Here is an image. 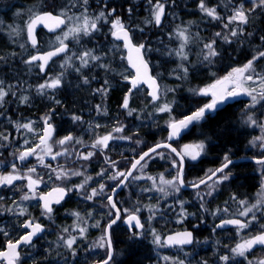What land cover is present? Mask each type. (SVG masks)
<instances>
[{
  "label": "trees",
  "instance_id": "obj_1",
  "mask_svg": "<svg viewBox=\"0 0 264 264\" xmlns=\"http://www.w3.org/2000/svg\"><path fill=\"white\" fill-rule=\"evenodd\" d=\"M63 1L64 0L60 1L61 4ZM164 1H166L167 4L165 8V17L161 26L157 27L153 23L147 25L144 22L147 9L149 12L147 18L150 17L151 19V8L147 7L148 4L152 6L155 0H152V4L149 3V0H129V29L132 39L137 45H145L147 49L144 53L145 57L149 64H151L152 72L156 75L161 87L160 98L157 103H151V99L147 95L146 89L143 87L131 91V115H129L128 118L124 114L120 103L124 93L119 86H116L117 78L114 79L116 76L113 77V74L109 73L110 71L104 73L99 71L98 75L96 73L90 74L87 72V74L84 75L89 78L90 89L97 90L106 88L108 84L113 85L112 89H107L106 93H101L100 99H98V95L84 97V92H80V90L86 89V87H83L81 84L79 85L81 89L75 88L76 91H74L73 88L70 90V85L68 83H63L62 89L56 91L54 96L50 99H46L48 95L47 97H40L36 95L35 92H37V89L34 90V87L41 84V79H43L44 76L39 70H31V64L25 63L22 67L21 64L23 63L12 62L9 58L5 59L9 53L5 50L8 48L5 39L4 43L0 40V44H2L0 45V57L5 56L3 57L5 59L4 62H0V80H2V82H4V84L17 96L12 100L7 99L3 107H0V111H4L3 115H6L5 120L8 122H0V133L4 132L8 138H12L13 140L15 134L13 126H15L17 122L24 124L31 120L41 119L49 115L51 123L58 125L60 131L67 128L73 129L74 135L79 136L88 126L93 127L95 123L94 120H103L107 110L116 108L118 123L124 126L122 135L129 137V142H111L108 147L109 155H116L117 159L129 157V166L126 165V170H128L133 159L139 157L145 149H149L148 147L151 145L154 146L157 143L167 141L168 118L179 120L207 104V98L197 94L194 90L202 89L226 75L232 69L244 66L249 60L256 56L259 51L264 50V40L261 39V37H264V10L259 8L250 14L249 23L247 25L240 26L243 27L244 34L240 36L238 40L237 38H232V43H225L223 40L215 37V33L218 31L227 33V29L223 28V23H226V18L231 14L232 7L237 4H244L245 8H249L252 6V0H231L230 3L228 0H206L208 6L217 7L218 13L225 18L224 21H213L211 18L205 16L199 9L200 0H161V2ZM125 2L126 0H116L115 2L120 15L121 12H123L122 16L124 20L126 19L127 13L125 10ZM226 4L227 7L225 6ZM60 8L61 6L56 8L55 12L57 13L60 11ZM178 26L187 28L188 34L190 35V42L185 48L188 54V60L186 61H181L175 55L180 45L178 39L175 40ZM230 27H237V25L233 24ZM168 33L171 34V36H169ZM249 33H251V35H249ZM41 37L42 40L47 38L44 34H41ZM211 39H217L216 46L220 55L215 58L213 64L209 65L207 62L202 61V50L203 44ZM42 40L39 46L40 50H42ZM118 52L119 54H115V56L123 57L124 51L121 48L118 49ZM169 53L172 54L169 55ZM24 54L25 53L22 55V60L26 61L28 54ZM122 62L124 61L122 60ZM257 62L259 67H261L260 65L264 66L263 57L257 60ZM181 64L188 67L186 76L180 67ZM73 74L71 73L69 75L71 81H78L80 75ZM178 76L183 78L178 79ZM105 81H107V84L104 83ZM72 85L73 84H71V86ZM163 94L168 95L172 107L168 112L156 113L155 109L161 104L160 100L163 98ZM19 96L29 97L27 101L22 102V104L17 107L19 112V114H17L13 112V109L14 105L17 104L16 102H20ZM34 98L36 99L34 100ZM57 101H59V103H57ZM105 105L106 108H103ZM97 106H100L99 110ZM247 106L248 105L245 107L246 113L244 112L242 127L240 126L238 113L234 112L232 107L226 106L215 114L206 115L203 119L192 123L183 132L179 140L171 142L179 151L180 147L185 144L197 142L204 144V154L198 162L186 161V183L197 182V180L199 181V177L204 178V176L206 177L209 175L218 165V161L219 163L225 161V159H223L224 155H255L258 153L262 144L260 141H256L254 145L253 141L256 137L264 136V134H261L264 133V130L258 129L261 122L262 124L264 122V101H261L255 108H249ZM71 113L80 116L81 120L73 121V115ZM168 113L171 114V117L167 116ZM247 115H252L258 125L245 123ZM0 120L2 121L3 118L0 117ZM109 129L110 127L99 129L96 136H102L108 133ZM61 135H64V132H62ZM16 138H21V131L16 133ZM91 138L92 137H84V140L82 139V143L80 144V148L87 147L85 145H89ZM13 142L11 141L10 144ZM14 147L15 145H12V150ZM158 152H164L168 157H164L163 160L160 161H152L149 167V173L158 175V173L165 171V169H169L171 160L176 161L179 165L178 160L168 150L162 149ZM0 155L11 154L8 149H4L0 152ZM96 159H98L96 160L98 162H92L90 165L91 168H94L93 172L96 171L95 167H102L105 164L100 158ZM99 160H101V162ZM124 160L125 159H121L120 161ZM136 172L137 170L132 177ZM242 174V172L240 173V171H237L236 175ZM94 178H96V175ZM249 178L250 176L248 177V181L253 183ZM76 181L78 182L76 183ZM79 183L80 175L78 176V180H72L73 186ZM137 189V187H130L129 185L130 211L140 209L139 206L148 201L147 195L145 193H138ZM221 193L222 195H220ZM191 195V191L182 192V196H185L186 199ZM213 195L210 201H219V199H223L222 191H218V193ZM69 200L72 214L73 211L75 212L80 208L81 203L79 202L80 200L76 199L74 193L70 195ZM91 207L95 209V204L93 202L91 203ZM164 216V210H161L153 215L150 221V219H145V213L140 211V217L144 219V229L141 232L129 233L124 226H114L113 229L116 230L118 237L114 240L115 256L111 264H180V262H183V264H222L223 262H221V255L219 253L220 250L232 248L237 242V239H234L232 236L227 237V239L223 234L216 233L218 235L216 238H213L215 234L209 231H197L199 236L196 234V242L198 241V243L195 242V245L191 248L170 249L167 248L163 242L158 245L154 242L153 233L156 235H163L165 231L168 232L173 229V224L168 225V227H162V219ZM195 216L198 220L203 219L199 210H197ZM71 223L72 219L70 218L69 224ZM150 225L153 231H147ZM97 226L98 225L92 227L90 230L88 241H90V239L94 240ZM85 240L86 239H81L76 241V245L74 244L73 246L76 253L74 256L70 253L71 251L64 255L61 253L57 254L56 252L52 253V263L94 264L106 258H104L101 250H90L89 253L92 252V254L87 253L90 243L88 244ZM227 240L229 244H227ZM59 242L60 240L54 232L53 247H56V244ZM79 243L80 245H78ZM201 243L202 245H200ZM85 244L87 246L84 249ZM260 251L261 253H258L257 257L264 256L263 249H260ZM251 258L253 257H241L237 260L231 259L228 264H249V261H251V264H256V262L252 263ZM49 259V255L46 254L44 256V263L49 264ZM41 262L42 260L39 258L38 264Z\"/></svg>",
  "mask_w": 264,
  "mask_h": 264
},
{
  "label": "snow or ice",
  "instance_id": "obj_2",
  "mask_svg": "<svg viewBox=\"0 0 264 264\" xmlns=\"http://www.w3.org/2000/svg\"><path fill=\"white\" fill-rule=\"evenodd\" d=\"M230 3L231 0H228ZM88 0H83V4L87 5ZM149 3L152 4V0H149ZM227 7V4L225 5ZM259 8L261 10H264V0H252V6L249 8H245L244 5L234 6L231 10V14L226 18V23H223V28L227 29V33L223 31H218L215 33V37L219 38L220 40H223L225 43H232V38H238L244 34L243 27H240L241 25H247L249 23V16L252 12L256 11V9ZM199 9L200 11L207 17L211 18L213 21H224V17H222L218 11L217 7L214 6H208L206 4V0H200L199 2ZM85 13L87 12V9L85 8ZM115 10L113 9L109 15H112ZM165 15V5L161 0H155V3L152 4V11H151V19L148 21V23H154L156 26H160L162 23V18ZM63 17V18H62ZM105 18V13L101 11L99 13V16L93 18H89L87 15H84L81 17H70L67 16L66 13L63 11L61 12L60 16H54L51 12H45L42 14H34V16L30 19V21L27 24V35L28 39L31 42L32 46L35 47L37 44V40L34 35V30L37 24L44 23L45 27H49V30H54L55 27H59L60 25H64L66 21L72 22L71 26L67 28V31L64 32L63 37H57V40L59 41V46L56 47L53 51H50L42 56H32L29 60L25 61L27 64H32L35 61H42L38 65L41 72L45 71V66L48 64V61L53 57L57 56L61 53L68 52V45L65 44V40H67L70 36L73 38L78 39L81 35L83 36H89L92 32L97 31V21L100 19ZM53 22L52 25H49L47 22ZM82 21V22H81ZM107 22V21H106ZM237 25V27H230L231 25ZM111 28L112 36L117 40H122L124 42V48L128 50V63L133 67L136 71L135 77L131 79V83L133 88H135L139 83L143 82L148 85V87L151 89L150 95L152 96L153 101L159 99V86L157 84L156 78L149 75L148 72V63L144 59V53L147 51L144 44L134 45L132 43V37L130 35V29L125 26V24L122 22V20L119 17H116L114 20L111 21ZM142 30V29H141ZM251 35V33H249ZM177 39L181 41L178 50H176L175 55L181 60L186 61L188 60V54L185 51V48L190 42V35L188 34V29L183 28L179 29L176 33ZM262 40H264V37H261ZM217 39H211L203 44V50H202V61L207 62L209 65L214 63V60L217 56L220 55V52L217 48ZM23 47V45H21ZM172 53H169L171 55ZM76 56L77 59L80 61V64L78 67H76V71H80L82 68H89L90 66L94 65L96 67L104 68L106 71L109 70L108 65L104 64L102 62V57L98 54H94L91 50H84L83 52L77 54L75 52L68 55L64 61V64L61 65V67H72L71 64L72 57ZM264 57V50L259 51L256 56H254L251 60H249L244 66L234 68L228 75L224 76L222 79H218L210 85L208 88L204 89H198L194 90L199 95H211L212 99L211 102L206 104L204 107H201L196 112H194L192 115L186 116L184 119H181L179 121H174L170 123L169 127L171 129L169 139H171L174 136H177L181 129L187 128L189 124H191L193 121H199L204 118L205 113L207 111H214L217 109L218 105L223 104L228 98L230 97H236L241 94L247 95L251 97L252 103L249 105L250 108H255V106L260 103L261 101H264V74L256 73V69L254 67L255 62L259 60L260 58ZM183 73L185 76L188 73V67L184 66L183 64L180 65ZM255 74V75H254ZM63 73H61V76ZM178 79L183 78L178 76ZM125 79H128V77H125ZM89 78L87 76L84 77L83 83L88 84ZM246 82H252V84L256 85V87H247ZM107 84V81H105ZM3 82L0 81V102H2L5 98V96L8 95V91L5 90V88L2 86ZM61 86V77L57 76L55 78H50L45 83H42L38 86L37 92L40 94H44V90L46 89H57ZM257 88L259 91H257ZM97 92L100 93H106L107 89H97ZM131 93V89L129 90V94ZM24 101H27L28 97L24 96L22 98ZM59 103V101H57ZM125 109H128L129 102H128V96L125 97L122 105ZM100 106H97L99 110ZM160 112H166L170 111V108L167 104L163 105L159 108ZM129 115H131V110L129 111ZM73 121H80L81 117L78 115H73L72 117ZM49 117L44 118L45 123V129L43 135L40 137V142L35 147L28 148L24 151H22L18 159L23 162L27 160L30 156H35L36 159L39 161L40 165L43 167L50 168L51 165H47L44 163V157L45 155L50 156L51 159L55 160L57 156L60 155H67L69 153L68 148H65V145H71L73 143H82L81 140L76 139L71 134L65 136L64 138L56 141L61 148L62 151L53 152L52 145L49 143V141L52 138V133L54 131L51 124L48 123ZM245 123H249L250 125H257V121L253 119L252 115H247V119ZM262 129H264V124L259 125ZM17 128H24L28 131H33L32 124L31 123H25V124H18ZM115 132H121L123 131L122 126H118L114 129ZM4 139H7V137H3ZM111 134L105 135L103 137H97L94 141V143L91 145L92 148H100L104 149L108 147V142L112 139H114ZM256 141H260L262 146H264V136L256 137L253 141V144L255 145ZM27 143V142H26ZM159 147H169L167 144L163 145H157L156 147L150 149L149 152L143 153L131 166V170L128 172L119 171L117 172L112 179L116 180L119 178H123L120 182L121 184L124 183L128 179V177L132 176V172L137 169V166L144 167L146 166L147 161L145 160L146 157L150 156L151 152H156V148ZM204 145H186L184 149V153L178 155H181V169H182V163H183V155H188L191 157V159L195 160L200 155V152L203 150ZM39 150V152H38ZM173 152H175V149H172ZM78 158L88 160L90 159L94 153L88 152L86 154H75ZM144 161V164H141V162ZM113 167H115V162H110ZM231 163L230 160H228L227 157H225V163L223 166L219 169H217L215 172H212V174L208 177V179H212L213 176H216L217 172H223L225 168L228 167V165ZM257 163L264 165V160H258ZM12 172L7 175H0V186H13L15 181L23 180L27 183L24 185V187L27 189V191L22 195L21 200L22 201H28L32 199H39L42 201V215H45L47 218L51 219V215L54 211L52 204H59L61 200L67 195V191L64 187L58 186L54 188L51 192H48L46 195H39L37 196V188L40 186L41 183H43V177L39 176L37 174V170L35 167L28 168L26 173H21L17 165L13 163L11 165ZM53 172H55V179L57 180H63L66 178H69L72 175L79 176L82 173L79 171H74L70 169H64L61 167L59 170L52 169ZM102 174V173H101ZM141 177L135 176L133 179H140ZM90 179V177H89ZM149 179H152L149 177ZM179 179V177H178ZM222 180H227L228 176L224 175ZM206 180H201L200 183H206ZM217 182H220L218 180ZM160 183L163 185H167L168 187H175L176 181L175 180H165L163 177L160 178ZM180 183L182 184L183 181L180 180ZM155 186V181H154ZM199 186V185H196ZM78 189H83L84 185L81 184L77 186ZM105 185L101 184L99 189H93L90 194L86 195V199H92L93 197H96L104 192ZM160 192H165V188L161 187L157 189ZM179 189L176 188V191ZM68 191H71L69 189ZM53 193H55V198L53 199ZM235 199V197H233ZM109 204L112 208H116L115 202H113L111 197H108ZM15 203V202H14ZM242 211L239 212L240 216L247 217L249 213H252L253 210H259L262 205H264V199L258 200L255 204H252L251 206H245L247 204L246 201H240ZM8 211L13 212L15 215L23 216L25 215L26 210L23 207H20V211L14 212L13 209H8ZM136 211H139V209H136ZM227 211V209H225ZM73 215L77 216L79 218L78 213H73ZM116 218H119V210H117ZM256 217L255 215L252 216V219L254 220ZM116 222V219H113L110 224L109 228L112 224ZM251 221L247 222H241L239 219H227L224 220L220 225H217V227H224L225 225H234L237 226L239 229H243L248 226V224ZM126 223L129 224L130 227L134 226L137 229H143L144 225L141 223L139 217L135 214L130 213L127 217ZM20 227L24 228L25 231L22 233L18 239L13 240L9 237V234L4 231V229H0V233H3L5 237H8L5 241V247L3 250H0V261L3 262V264H19L20 261V249L21 246H27L31 245L33 238L37 236L39 233L43 231V227L40 223H37L34 219H27L23 221L20 225ZM77 230V229H73ZM65 232L68 231V229H64ZM78 231L83 235V233L86 231L85 228L81 227L78 228ZM154 236V242L156 244L161 243V237L159 235H156L153 233ZM60 239L63 241V245L72 252V255H76L73 245L76 242V237L70 236L68 238H65L63 236L60 237ZM164 243L169 245H184V244H190L192 243V233L191 232H183V233H177L174 236L167 237V240L164 241ZM255 245H264V233H261L259 235H256L254 237H251L242 243H238L234 248H231L230 251L233 254V256H240L245 257V253L251 251V249ZM103 246V244H101ZM108 259L104 260L103 264H109V260H111V240H108ZM232 257L229 255H223L220 257V259L224 262V264H228ZM167 259V258H165ZM180 264H183V262H180ZM249 264H251V261H249ZM257 264H264V260H260L257 262Z\"/></svg>",
  "mask_w": 264,
  "mask_h": 264
},
{
  "label": "flooded vegetation",
  "instance_id": "obj_3",
  "mask_svg": "<svg viewBox=\"0 0 264 264\" xmlns=\"http://www.w3.org/2000/svg\"><path fill=\"white\" fill-rule=\"evenodd\" d=\"M17 1H20V3H24L25 1L31 2V4L33 5L35 14L51 12L55 15L60 16L61 12L59 11L57 13L55 12L56 8H58L59 6H61L62 11L66 13L67 16L71 15L75 11L85 10V9H82L85 6L83 4V0H64L62 4L61 2H59V0H22V1L21 0H0V15L2 14V15L7 16L9 15L7 14V12H11V11H14L15 9L21 8L22 5L21 4L18 5V3H16ZM36 1L37 2L39 1V2L37 4H34V2ZM115 2L116 0H88L86 9H89V10L95 9L99 5V7L101 6L104 7L105 10L109 11V10L115 9L116 11L113 13L114 15H107L105 16V18L100 20V23H98L99 25L97 26L98 28L97 31H94V33H91V35L84 36L83 39H80V43L82 45L84 46L99 45V46H104V47L113 46V45L122 46V44L117 42V40L112 36L111 34L112 32H110L111 21L114 20V16L117 17V12H118ZM125 3H126L125 10L127 11L126 19L124 20L123 16H120L119 12H118L119 13L118 15L120 19L122 20V22L125 24V26L129 28V0H126ZM102 10L103 9H99L98 11L101 12ZM2 21L3 20L0 17V22L3 23ZM68 25H69V22L66 21L65 27L53 34L47 33L44 29H39L37 31L38 44L37 46L33 47L34 54L45 51L44 49L42 50L39 49V46L42 40L41 34L42 35L44 34L47 37H54L58 35L59 33L63 32L67 28ZM26 31H27V28H26ZM73 42L75 41H68L65 43L69 47L68 52L70 51V48L72 47ZM124 60L126 64L127 74H129V66L127 65L125 56H124ZM54 62L55 61H52L49 64L47 68L49 70L45 71L46 74L40 71L38 67L39 63H34V65L37 66V69H39L40 73L44 76L43 78L44 81L45 79L46 81L49 79V76H50L49 73L52 69L51 64H53ZM43 80L41 82H43ZM126 84H128V86H126L128 87L126 92H128V100H129V80ZM60 89H62V83H61V86L55 89L54 92ZM125 90L126 89H124L123 93H125ZM47 95L48 97H53L52 94L50 95V92H47ZM93 95H97V94L96 93L94 94L93 89H90V90H86L83 96L92 97ZM226 106L232 107L234 112L238 111L237 113L239 115L240 126L242 127L244 112H245V107H246L244 97L234 101L233 103L227 104ZM226 106L225 105L222 106L217 111H219L220 109ZM216 112L212 114H215ZM212 114H209V115H212ZM51 125L54 131L52 133V138L50 141L53 142L56 139H58L59 136H62L61 133L64 131H60V130L57 131L56 127L58 126L54 123L53 124L51 123ZM108 133H112L111 129H109ZM261 134H264V133H261ZM85 146H88V145H85ZM89 152L94 153V155L90 159H96V158L103 159L105 163L104 166L106 168L108 167V170H105V171H109L111 169V173L114 172V175L119 171L127 172V170H124L121 167H124V165H126V163L129 160V157H122V158L117 159L116 155H107L105 152L100 150V148H95V149L92 148V150H90ZM83 154H86V152ZM8 156L10 155H0V175L9 174L11 172V168H12L11 165L13 163L17 165V168L21 173H26L28 168L35 167L37 170V174H39L40 176L45 175L46 177L51 174H55V172H53L52 169L59 170L61 167H65L66 165L65 163L58 162V159L61 155L57 156L55 160L51 159L50 156H46L44 158V163L47 165H51L50 168L41 166L39 161L30 160L29 157L27 158V160L23 162H21L18 159V157H16L14 160L9 161L8 163L5 164L4 161H6V158ZM210 156H213V155H210ZM107 157L109 159H107ZM225 157H227L228 160L230 161L238 160V159H243V160L231 163L223 172H221L213 180L215 181L216 179L221 178L224 175L228 176L227 180H224L222 183H220L219 185L220 188L218 187V189H220L223 192V199H221L220 201H209L208 202V205H207V208L209 209L207 211L208 216L207 214L205 215L202 212V210L198 208L197 205H194L193 207L189 206V212H192V217L190 219L184 220L181 223L176 222L175 224H173L172 226L173 229H171V231H168V232L165 231L164 234L162 235L163 244H164L165 236L173 232L191 231L193 233L194 243L196 242L195 235L197 234V231L198 232L199 231L201 232L209 231L210 233L215 234L213 235V238H216V236L220 233V234H223L226 238L232 236L234 239H237V242L234 246H236L242 239L247 240L251 237L264 233V219H262L264 215L261 216L260 215L261 213H259L255 209L253 210L252 213H249L247 217L239 215V212L243 210L239 203L240 201H246L247 204L245 206L247 207V206H251L252 204H255L258 200H262L261 198L262 196H264V189L262 188L263 181H264V165L255 163L250 160V159L264 158V146H262L258 150V153L255 155H224L223 159H225ZM121 159H125V160L120 161ZM199 160H196L195 162H198ZM112 161L115 162V167H113L112 164L110 163ZM224 163L225 161H222L220 163L218 161L217 163L218 165L213 171L221 167ZM213 171H211V173ZM237 171H240V173L242 172L243 174L236 175ZM101 172H102L101 170L99 171L96 170L95 172L93 171L90 172L89 170L88 173H85L84 171L83 175H86L87 177H85V180H88V177H92V175H96L97 177V175ZM249 176H250L249 179L253 183L248 181ZM121 180L122 178L113 180L112 177L104 181L99 179L97 180L98 182L96 184H94L93 186L91 184L89 186L90 189L86 190V188H83V190L85 191L81 190L80 192L78 191L77 193H74L76 199L80 200L79 202L81 203L80 208L76 210L75 212H77L78 214L82 213L80 216L88 217L89 221L92 220V222H96V223H106L107 222L108 224L116 216L115 211L109 204L108 197H110L112 191L118 186ZM26 183H27L26 181L19 180V181H15L13 186H0V229H4V231H6L9 234V237L15 240V239H18L22 233L27 231L24 228L20 227L21 223L27 219H34L37 223H40L43 227V231L33 238L31 245L21 246L19 264H30V262H32L33 259H36V258L39 259L41 257H44L46 254L49 256H52V253H55V252L57 254L67 253L66 251L67 248L63 245V241L60 239V237L63 236L65 238H68V231L64 233V229H68L69 221H70V213H71L70 200H69L71 193L70 191H68L69 190L68 188H66L63 185L45 186L43 183H41L40 186L37 188V196L46 195L50 190L58 186L64 187L67 191L66 197L59 204L52 205L54 211L51 215V219H49L45 215H42V201H40L38 198L28 200V201L21 200L22 195L27 191V189L24 187ZM128 183H129V179L124 184L123 188H121V190L115 196V200H114L115 204L119 208L120 213H121L120 219L117 224H123V222L125 221V219H127L129 215ZM193 183L195 184V182ZM193 183H190V184H193ZM101 184L105 185L103 193H101L100 195L96 197H93L90 200L85 198L86 195L90 194L93 189L98 190ZM208 184L202 186L199 189L204 188ZM197 190H193L192 192L194 193ZM106 193H109L108 196L106 195ZM233 197H235V199H233ZM92 202L95 204V209L91 207ZM9 205H11L12 208H9ZM20 207H23L26 210L25 215L23 216L15 215L13 214V212L8 211V209H13L14 212L18 213L20 211ZM261 208H264V205H262L260 209ZM219 209H222L224 211L217 213L215 222L214 220L210 221L209 214H212L213 212ZM225 209H227V211H225ZM197 210L200 211L203 217L202 220H198V218L195 216ZM253 215H255L256 217L254 220L252 219ZM227 219H239L241 220V222H247V221H251V222L248 224L247 227L243 229H239L238 227H230L225 230H217L216 225L219 222L227 220ZM184 229H187V230H184ZM54 232L57 234L58 239L60 240V242L56 244V247H53ZM241 236H243V238ZM7 238L8 237H5L3 233H0V250L4 249L5 241ZM60 244L62 246V252L59 249H57L58 247L57 245H60ZM227 244H229V242ZM173 248H185V247H170V249H173ZM230 249L231 248L220 250L219 253L221 256H223L224 254L228 253ZM260 249H263V252H264V247H260V248L251 250L249 252H246L245 257H256L258 253H261ZM0 264H3V262L0 261ZM31 264H33V262ZM39 264H45V263L42 260V262Z\"/></svg>",
  "mask_w": 264,
  "mask_h": 264
},
{
  "label": "rangeland",
  "instance_id": "obj_4",
  "mask_svg": "<svg viewBox=\"0 0 264 264\" xmlns=\"http://www.w3.org/2000/svg\"><path fill=\"white\" fill-rule=\"evenodd\" d=\"M60 1L61 0H59V2ZM16 3H18V5L21 4L22 5L21 8L15 9L14 11H11V13L7 12V14H10L8 16L0 15L1 19L3 20L2 22L5 21V24L0 23V31L2 32V33L0 32V40L2 42H5V39H7L6 40L7 41L6 44L8 46H11L10 49L9 48L5 49V50H7L9 52L8 56H6V57L5 56H1L0 57V62H4L5 59L9 58V59H11L12 62L23 63V64H21L22 67H23V65L25 64V61L22 60L23 59L22 58L23 53H25L24 55L28 54L27 55V60H29V57H31L34 54L33 53V51H34L33 47L27 41L26 28H27L28 22L30 21L32 16L35 14V12H34L33 5L29 1H25L24 3H20V1H17ZM37 3H38L37 1L34 2V4H37ZM163 3H164L165 8H166L167 7L166 1H164ZM239 5H244V4H237L235 6H239ZM101 7H99V5H98L95 9H91V10L87 9L86 13H85L84 10L75 11L69 16L70 17H74V18L75 17H81L82 18L84 15H87L89 18H93L94 19L95 17L99 16V13H100V11H98L99 9H103L102 11L105 13V16L109 15V13L112 11V10H109V11L105 10L104 7H102V8ZM85 8H87L86 5L82 9H85ZM147 8H151L150 12L152 11V6H149V4H148ZM147 10H146L147 15L145 16L146 18L144 19V22L147 25H149L150 23H148V21L150 20V17L147 18L148 14H149V12ZM59 12H62L61 8H60ZM122 13L123 12H121L120 16L123 15ZM112 15H114V14L112 13ZM2 17H4V18H2ZM117 17H119L118 12H117ZM115 18L116 17L114 16V19ZM4 19H6V20H4ZM100 20L97 21V26L99 25L98 23H100ZM71 23L72 22H69V25L67 26V28L69 26H71ZM2 24H3V26H1ZM24 26H25V28H24ZM67 28L63 32L59 33L58 35H56L54 37H47V38L43 39L42 40V46H41L42 49L48 50V49L57 47L59 45V41L57 40V37L59 36V37L62 38L64 32L67 31ZM179 29H183V28L181 26H178V30ZM112 31H113V29L111 28L110 32H112ZM92 33H94V32H92ZM168 35L171 36V34H169V33H168ZM83 38H84L83 35H81L78 39L73 38V37L70 36L67 40L64 41L65 43L68 42V41H75V42H73V45L70 48V51L68 52V54H66L64 57L60 58L59 60H56L52 64V69H51V72H50L51 75L49 73V75H50L49 79L50 78H55L57 76H60L62 84H63V82L64 83H68V84L69 83L73 84L72 86L70 84L69 85L74 89V91H76L75 90L76 87H77V89H81L79 87V85L82 84L83 87H86V89H81L80 92H82V91L85 92L86 90H90V86H89V83L88 84H84L83 83V79L85 77L84 75L87 74V72L90 73V74L91 73H96L98 75L99 71H102L104 73L106 70L104 68H99V67H96V66L92 65L89 68H82L78 72L75 69H76V67L79 66L80 61L77 59L76 56L72 57V60H71V64L73 65L72 67H68V66L61 67V65L64 64V61H65L66 57L68 55H70L71 53H73V52L79 54V53L83 52L86 49L87 50H91V51L94 52V54H98V55H100L102 57V62L104 61L103 63L108 65L109 69L111 68V66H112L111 64H113L114 58L116 57V59L114 61V64H113V67H112L114 72L111 69L107 70L106 72L110 71V73H112L113 76H115L116 72L119 73V76L116 73V77H115V79L117 78L116 79V81H117L116 82L117 83L116 86H119V88L122 89V91H124V89H126L125 93H124V96H123V99H122V103H121V106H122L125 97L128 96V92H126L127 88H128L126 86H128V84H126V83L128 82V80L130 81V78L133 76V73L131 71H129V74H127L126 64H125V60H124L125 54L123 55V57L115 56V54L118 53V49L121 48L123 50V47L121 45H113V46H105V47L104 46H99V45L84 46V45H82L80 43V39H83ZM13 40L15 41V43H13L14 42ZM175 40H177L176 36H175ZM178 41L181 43V41L179 39H178ZM21 45H23V47H21ZM102 50H104V51H102ZM3 57H5V59ZM122 60L124 62H122ZM263 61H264V57H263ZM258 65H259L258 62L256 61L255 65H254V67L256 69V73L264 74V66L260 65L261 67H259ZM31 66H32L31 70H33V69L34 70H39V69H37L36 65L31 64ZM114 67H116V68H114ZM55 68H57V69H55ZM71 71L73 73H75V74H80V78H79L78 81L73 82V81H71L69 79V74H71ZM61 73H63L62 76H61ZM226 75H228V73ZM226 75H224V76H226ZM224 76H222L219 79H222ZM125 77H128V79H125ZM42 83H45V81H43ZM213 83H215V82H213ZM212 84H210V85H212ZM210 85H208V86H206L204 88H208ZM2 86L5 88L6 91H8V95L5 96V98H4V100L2 102H0L1 103L0 107H3L5 101L8 99V96H10L9 97L10 100L13 98V96H16L15 93H13L5 84H2ZM129 86H130V84H129ZM246 86L247 87H256V85L252 84V82H246ZM36 88H38V86H36ZM112 88H113V85H111V84L106 85V89H112ZM204 88H202V89H204ZM70 90H71V88H70ZM129 90H130V87H129ZM54 91H55V89H46V90H44V95H42V94H40L38 92H36V95H39L40 97H42V96L43 97H47V95L45 96V94L47 92H50V95L52 94V96H54V94H55ZM257 91H259L258 88H257ZM93 93L94 94L96 93L98 95V99H100V96L102 95L100 92H97V91L95 92V90H93ZM163 95H164L163 98H161V100H160L161 104L158 107H156V109H155L156 113L160 112L159 108L162 107L165 104H167L170 109L172 107L171 103H170V98L168 97V95H165V94H163ZM202 96H204V95H202ZM23 97L19 98L20 99V103L17 102V104L14 105V109L13 110L17 114H19L17 107H19V105H21L22 102H24V100L22 99ZM204 97L207 98V100H208L207 103L211 102V99H212L211 95H207V96H204ZM243 97H244V100H245V105H248L247 107H249V105L252 103L251 97L247 96V95H244V94H243ZM48 98L50 99L51 97H48ZM159 98H160V96H159ZM128 102H129L128 109L123 108V106H122V109L124 111V114L129 118V111L131 110V107H130L131 106V95L130 94H129ZM151 103H157V102H153L151 100ZM103 108H106V105L103 106ZM0 110H1V108H0ZM3 113H4V111L3 112L0 111V117L3 118L2 121L0 120L1 123L7 122V120H5V116L3 115ZM116 113H117L116 108L111 109V110H107L106 114H104L105 117H104L103 120H99V121H98V119L94 120L95 123H94L93 127L88 126V128H85L83 130V132L79 136H75L74 135V130L73 129L67 128L65 130H62V131H64V135L59 136V138L56 139L53 142L52 141L49 142L52 145L53 152L55 153V152H58V151H62L61 146L58 143H56V141L60 140L61 138L65 137V136H67L69 134H71L73 137H75L76 139L81 140V141H82V139L84 140V137H87V138L88 137H92L91 141L89 142V145H92L97 137H103V136L109 135V134H111L115 138L108 142V147H109L110 143L114 142V141L124 142V140H125L124 143L129 142V137L122 135V133L124 131V126H122L121 124L119 125ZM167 116L171 117V114L168 113ZM45 117H50V116L46 115V116L42 117V119H41L42 122H41L40 119L31 120L30 122H26V123H31L32 124L33 131H31V132L28 131L27 129H24V128H19L18 129L17 125L21 124V123L17 122V124L15 126H13L14 130H15V134H14L13 140L16 138V133L20 132V131H21V138H16L14 140V142H16V143L13 142L12 138L11 139L8 138V136L5 135L4 132L0 133V152L3 151L6 148V149H8L10 151V154H11L10 156H8L6 158V161H4L5 164L8 163L9 161L14 160L16 157H18L19 154L22 151H24V150H26L28 148L35 147L37 144H39L40 137L43 135V131H44V128H45L44 127L45 126V123H44V118ZM105 119H107V120H105ZM174 121H176V120L175 119H171V118L167 119L168 128H169L170 123H172ZM195 122H197V121H193L192 123H195ZM48 123L51 124V121L48 120ZM261 124H262V122H261ZM263 124H264V122H263ZM118 126H122L123 127V131L115 132L114 129L116 127H118ZM108 127H110L112 133H106V134H104L102 136H96V134L99 132L98 129L108 128ZM56 128H57V131H58L59 127H56ZM187 128H184V129L186 130ZM258 129H262V128H260V126H259ZM3 137H7V139H4ZM11 141L13 142L12 144H10ZM1 144H2V147H1ZM80 144L81 143H73L71 145H65L64 147L68 148L69 153L67 155H61L59 157V159H58L59 163H65L66 164L65 167H63L64 169H70V170L79 171V172L82 173L80 175V183H79V185L83 184L84 185L83 188H86V190H87V189H90L89 186L91 184L92 185L96 184L98 182L97 180L100 179V180L104 181V180H107L108 178L114 176V172L111 173V169L109 171H105V170H108V167L106 168L105 166H102L103 168L102 167H95L97 171L101 170L102 174L99 173L96 178H94L95 175H92V177H90V179L88 177V180H85V177H87V176L83 175V172L85 171V173H88L89 170H90V172L93 171L94 168H91L90 165H91L92 162H95L98 159L84 160V159H80V158L76 157L77 155H75V154H77V152H79L82 155L83 153H85V152L87 153L90 150H92V147L89 146V145L87 147H85V148H82V147L80 148ZM199 144H203V143L197 142V143L182 145L180 147V151L183 154L186 145L195 146V145H199ZM12 145H15L13 150H12ZM107 148L100 149V150H102L107 155H109V149L107 150ZM38 152H39V150H38ZM203 154H204V147H203V150L200 152V155L195 160L191 159V157L188 156V155H183V156H184L186 161L195 162L196 160H199L203 156ZM46 156L47 155H45V157ZM164 157H168L164 152H156V153L152 154L150 157H148L146 159V161H147L146 166H144L142 168H141V166H139L136 169L137 172L135 173V175L133 177L139 176L141 178L140 179H133V177L131 176V178H130L131 180L129 179L130 183H128V187H129V185H130V187L131 186L137 187L138 188L137 189L138 193H145L147 195V199H148V201L144 202L141 206H139L140 207L139 211H136V210L130 211L129 210V214L130 213L136 214L137 216L140 217V211H143L145 213V219H150V221H151L152 218H153V215H155L156 213H158L161 210H164V214L165 215L166 214H170V215H166L162 219V225H163L162 227L163 228L164 227H168V225H170V222H171V224H175L176 222L177 223H181V222H183L186 219H190L192 217V212H189V206L193 207L194 205H197L198 208L201 209L202 212L205 215L207 214V216H208V212H207L209 210L207 208L208 202L211 200V196L213 194H216L218 191L221 192V190L218 189V187H219L220 183H222L224 181V180L221 179L223 176L221 178H218L215 181L209 183L204 188L195 191L194 193L191 191L192 195L189 198L186 199L185 196H182V192H184V190L181 189V187H180V185L178 183L179 165H178V163L176 161L170 159L171 160L170 161L171 162L170 163V168L169 169H165V171H163L161 173H158V175L149 173V167L152 164L151 162L154 161V160H156V161L163 160ZM29 159L33 160V161H38L35 156H31V157H29ZM107 159H109V158L107 157ZM92 160H94V161H92ZM101 160L103 161V159H101ZM101 160H99V161L101 162ZM96 162H98V161H96ZM142 164H144V161H143ZM126 165L129 166V162H127ZM126 165L124 167H121V168L126 170ZM11 172H12V168H11ZM42 177H43V181H44L43 184L45 186L63 185L66 188L71 189V191H70L71 194L72 193H77L78 191L80 192L81 190H83V189H78L77 186H79V185H74V186L72 185V180H78V176H75V175H72L69 178H66V179H63V180L55 179V174H51V175H49L47 177L44 175ZM149 177H151L152 179H149ZM161 177H163V179H165V180H175L176 181V186L175 187H168L167 185L161 184L160 183V178ZM218 180H220V182H217ZM154 181H155V186H154ZM77 182L78 181H76V183ZM191 183H193V182H191ZM161 187L165 188V192H160V191L157 190L158 188H161ZM176 188H178L179 190L176 191ZM262 188L264 189V181H263ZM83 191H85V190H83ZM128 191H129V189H128ZM108 194L109 193H106L107 196H108ZM107 196H106V198H107ZM261 199H264V196H262ZM9 208H12V206L9 205ZM222 211H224V210L219 209V210H216L215 212H213L212 214H209L210 215V218H209L210 221L214 220V222H215L216 221L215 218H216L217 213L218 212H222ZM257 211L259 213H261L260 214L261 216L264 215V208H261V209H259ZM74 213H77V212H74ZM81 214L82 213L79 214V218H78L77 216L73 215V213L72 214L70 213V218L72 219V223L69 224V226H68V237L74 236V237H76V241L81 240V239H86L85 241L90 243V247H91V249H90V247L88 246L89 249H88L87 253H89L90 250L93 251V249H94V251L95 250L96 251H100L101 250L103 252L104 258L107 257L106 255H108V248H107L108 246H107L106 243H104V241H106L105 228H106L107 222H106V224L105 223L104 224H102V223H97L96 224V222L93 223L92 220L89 221L88 217H83V216L81 217L80 216ZM220 214H218V215H220ZM140 219H141V221L143 223L144 219H142L141 217H140ZM262 219H264V217ZM96 225H98L97 226V232H96L95 237H94V240H96V241H94V240L88 241V238H89L88 235L90 233V230L92 229V227H94ZM116 226H122V225L121 224H117ZM81 227L86 229V231L83 233V235H81V233L78 231V228H81ZM73 229H77V230H73ZM93 229H95V228H93ZM143 229H144V227H143ZM142 230H140V232ZM148 230L153 231L152 228H151V225L148 226L147 231ZM136 231L137 230H134V232H136ZM137 232H139V231H137ZM64 233H65V231H64ZM111 234H112L111 237L113 239V244H114V240L118 237V234H116V230L115 229L111 230ZM159 236L161 237V242H162V235L159 234ZM241 237L243 238V236H241ZM97 240H98V242H97ZM243 241H245V239H242L239 243H242ZM101 244H103V246H101ZM57 246H58L57 249H59L62 252L61 244L57 245ZM92 246H94V247H92ZM66 251L69 253L68 249H66ZM89 254H92V252L89 253ZM62 255H64V254H62ZM224 255H229L230 257H232L231 259H233V260H237L238 258H241L240 256H233V254L231 253L230 250H229L228 253H226ZM114 256H115V248H114L113 258H114ZM49 258H50L49 259V261H50L49 264H53L52 263L53 262L52 261L53 260V256H49ZM41 260L44 261V257H41ZM62 260H63V258H62ZM251 260H252V263L256 262V264H257L258 261L264 260V256L263 257H259V258L256 256V257L251 258ZM32 262H33V264H38V259L37 258L33 259ZM32 262H30V264ZM97 262H100V261H97Z\"/></svg>",
  "mask_w": 264,
  "mask_h": 264
},
{
  "label": "water",
  "instance_id": "obj_5",
  "mask_svg": "<svg viewBox=\"0 0 264 264\" xmlns=\"http://www.w3.org/2000/svg\"><path fill=\"white\" fill-rule=\"evenodd\" d=\"M53 14V13H52ZM54 16H58V15H55V14H53ZM164 17H165V15H164ZM164 17L162 18V22H163V19H164ZM63 18V17H62ZM49 25H52L53 24V22H51V21H49V22H47ZM162 24V23H161ZM161 26V25H160ZM160 26H157V27H160ZM65 27V24L64 25H60L59 27H55L54 28V30H49V27H45V24L44 23H40V24H37L36 25V27H35V30H34V35H35V38H36V40H37V44H38V38H37V31L39 30V29H44L47 33H49V34H53V33H56V32H58L59 30H61V29H63ZM130 35H131V33H130ZM132 37V36H131ZM27 38H28V35H27ZM117 40V39H116ZM28 42H29V44H31V42L29 41V39H28ZM117 42H119V43H121L122 44V46H123V49H124V52H125V58H126V62H127V65L129 66V70L133 73V76L130 78V81H129V84H130V88H131V90L132 91H134V90H136V89H138V88H145L146 89V91H147V94H148V96H149V98L153 101V99H152V96L150 95V92H151V89L148 87V85L146 84V83H143V82H141V83H139L135 88H133V86H132V83H131V79L133 78V77H135V75H136V71H135V69L133 68V67H131V65L128 63V59H127V57H128V55H129V53H128V50L127 49H125L124 48V42L122 41V40H117ZM132 43L134 44V45H137V44H135L134 43V41H133V39H132ZM37 44H36V46H37ZM32 45V44H31ZM56 48V47H55ZM55 48H52V49H49V50H47V51H44V52H39V53H36V54H34V55H32V56H42V55H45L46 53H48V52H50V51H53ZM68 50H69V47H68ZM65 54H67V52L66 53H61V54H59V55H57V56H53L49 61H48V64L45 66V71H46V69H47V67L49 66V64L52 62V61H54V60H56L57 58H59V57H61V56H63V55H65ZM31 56V57H32ZM30 57V58H31ZM29 58V59H30ZM144 59H145V61L148 63V72H149V75H151L152 77H154V78H156V80H157V84H158V86H159V93H160V84H159V81H158V79H157V77L153 74V72H152V68H151V66H150V64H149V62L147 61V59H146V57H145V54H144ZM33 63H42V61H35V62H33ZM45 71L44 72H42V73H45ZM240 98H243V94H241V95H239V96H236V97H230V98H228L223 104H221V105H218L217 106V109L216 110H214V111H207L206 113H205V116L206 115H209V114H212V113H214V112H216L219 108H221L222 106H224V105H227V104H230V103H233L234 101H236V100H238V99H240ZM158 100H155V101H153V102H157ZM204 107V106H203ZM194 112H196V111H194ZM193 112V113H194ZM193 113H191V114H189V115H192ZM189 115H186V116H189ZM186 116H184L183 118H181V119H184ZM181 119H179V120H181ZM179 120H177V121H179ZM190 125V124H189ZM188 125V126H189ZM45 129V128H44ZM170 132H171V129H170V127L168 128V138H167V141H165V142H161V143H157V144H155L154 146H152V147H150L149 149H147V150H145L143 153H145V152H149L150 151V149H152V148H154V147H156L158 144L159 145H163V144H167V145H169V147H159V148H156V152H158V151H160V150H162V149H166V150H168L171 154H173V156L178 160V162H179V172H178V177H179V179H178V183H179V185H180V187H181V189L182 190H184V191H193V190H197V189H199V188H201L202 186H204V185H206V184H208V183H210L211 181H213L221 172H217V174H216V176H213L212 177V179H208V177L212 174H210V175H208V176H206L205 178H203L202 180H206L207 182L206 183H200V181L199 182H197V183H195V184H188V183H186L185 182V169H186V160H185V158H184V156H183V163H182V169H181V164H180V161H181V155H178L177 153H180V154H182L174 145H172V143L171 142H173V141H177V140H179L180 139V137L182 136V134H183V132H184V128L183 129H181L180 130V132H179V134L177 135V136H174V137H172L171 139H169V135H170ZM43 133H44V131H43ZM172 149H175L176 151L175 152H173L172 151ZM156 152H151L150 153V156L152 155V154H154V153H156ZM142 153V154H143ZM141 154V155H142ZM140 155V156H141ZM139 156V157H140ZM149 156V157H150ZM139 157H137V158H135V159H133V161H132V163H131V165H130V167H129V169L127 170V172L128 171H130L131 170V166H132V164L139 158ZM148 157H146L145 158V160L147 159ZM241 160H243V159H238V160H231V163H233V162H238V161H241ZM251 161H253V162H255V163H257V161L258 160H264V158H262V159H250ZM143 163V161L141 162V164ZM230 163V164H231ZM229 164V165H230ZM228 165V166H229ZM223 166V165H222ZM221 166V167H222ZM139 167V165L137 166V168ZM221 167H219V168H221ZM219 168H217V169H219ZM216 169V170H217ZM226 169V168H225ZM224 169V170H225ZM215 170V171H216ZM215 171H213V172H215ZM135 172V170L132 172V175H133V173ZM131 177H128V179H130ZM123 179V178H122ZM127 179V180H128ZM127 180L126 181H124V183L123 184H121V182L118 184V186L112 191V193H111V195H110V197L112 198V200H113V202H115L114 200H115V196H116V194L121 190V188H123V186H124V184L127 182ZM180 180H182L183 181V183L181 184L180 183ZM196 185H199V186H196ZM53 190V189H52ZM52 190H50L49 192H51ZM55 193H53V199L55 198ZM65 197H66V195H65ZM64 197V198H65ZM63 198V199H64ZM62 201V200H61ZM53 204H55V203H53ZM52 204V205H53ZM113 210L115 211V214L117 213V210H119V208L116 206V208L114 209L113 208ZM120 210H119V218L117 219L116 218V216L113 218V219H116V222L114 223V224H112L111 225V227L109 228V224H110V222L113 220H111L108 224H107V226H106V228H105V237H106V242H107V246H108V240L110 239L111 240V257L113 258V255H114V248H113V242H112V238H111V229H112V227L113 226H115L117 223H118V221H119V219H120ZM136 215V214H135ZM139 217V216H138ZM140 219V218H139ZM126 220L127 219H125V221L123 222V225L129 230V232H133L134 230H137V231H140V230H142V229H137V228H135L134 226H132V227H130L129 226V224L128 223H126ZM141 221V220H140ZM223 221H221V222H219L217 225H220L221 223H222ZM142 223V222H141ZM217 225H216V228H217V230H225V229H227V228H230V227H237V226H234V225H225L224 227H217ZM184 232H191V231H184ZM177 233H183V232H173V233H170V234H168V235H166L165 236V238H164V241H166L167 240V237H169V236H174V235H176ZM192 233V232H191ZM194 244V237H193V233H192V243H190V244H184V245H169V244H166L165 243V245L167 246V247H185V248H190L192 245ZM260 247H264V245H255L251 250H254V249H257V248H260ZM108 253H109V248H108ZM112 258H111V260H112ZM106 259H108V255H107V257H106ZM105 259V260H106ZM111 260H109V263L111 262ZM103 262H104V260L103 261H100V262H97V263H95V264H103Z\"/></svg>",
  "mask_w": 264,
  "mask_h": 264
},
{
  "label": "bare ground",
  "instance_id": "obj_6",
  "mask_svg": "<svg viewBox=\"0 0 264 264\" xmlns=\"http://www.w3.org/2000/svg\"><path fill=\"white\" fill-rule=\"evenodd\" d=\"M22 1V0H21ZM121 1H123V0H121ZM102 8V7H101ZM9 13V12H8ZM11 13V12H10ZM2 15V14H1ZM10 15V14H9ZM8 16V15H7ZM2 18H4V17H2ZM7 18V17H6ZM4 20H6V19H4ZM7 22V21H6ZM1 23V22H0ZM3 23H5V21L3 22ZM18 23V22H17ZM24 24V23H23ZM20 25V24H19ZM1 26H3V24L1 25ZM17 26V25H16ZM23 26V25H22ZM4 28V27H3ZM22 28V27H21ZM20 28V29H21ZM24 28H25V26H24ZM22 30V29H21ZM25 30V29H24ZM1 32V31H0ZM2 33V32H1ZM7 40V39H6ZM14 41V40H13ZM2 43V42H1ZM4 43V42H3ZM13 43H15V41L13 42ZM0 45H2V44H0ZM11 48V46H8V48ZM7 48V49H8ZM9 48V49H10ZM108 48V47H107ZM105 49V48H104ZM13 50V49H12ZM11 50V51H12ZM102 51H104V50H102ZM120 52V51H119ZM119 52L117 53V55L119 54ZM33 53H34V51H33ZM79 53V52H78ZM105 53V52H104ZM123 54V53H122ZM106 55V54H105ZM115 59H116V57L114 58V61H115ZM118 59V58H117ZM114 61H113V64H114ZM104 62V61H103ZM112 63V62H111ZM113 64H111L112 66H111V70L114 72V70L112 69V67H113ZM52 65V64H51ZM151 65V64H150ZM117 67V66H116ZM116 67H114V68H116ZM48 68V67H47ZM51 68H52V66H51ZM100 68V67H99ZM55 69H57V68H55ZM96 69V68H95ZM109 69V70H110ZM49 69H46V71H48ZM122 71V70H121ZM120 71V72H121ZM130 71V70H129ZM40 72V71H39ZM51 72V71H50ZM106 72V71H105ZM53 73V72H52ZM56 73V72H55ZM71 73L73 74V72L71 71ZM81 73V72H80ZM110 73V72H109ZM117 73V72H116ZM116 73H115V76H116ZM46 74V73H45ZM118 74V76H119V73H117ZM41 75V74H40ZM50 75H51V73H50ZM53 75V74H52ZM70 75V74H69ZM74 75V74H73ZM80 75V74H79ZM110 75V74H109ZM3 76V75H2ZM4 76H5V74H4ZM156 76V75H155ZM112 77V76H111ZM114 77V76H113ZM43 78V77H42ZM72 78V77H71ZM70 79V78H69ZM115 79V78H114ZM43 80V79H42ZM49 80V79H48ZM71 80V79H70ZM0 81H2V80H0ZM44 81V80H43ZM45 81H46V79H45ZM74 82V81H73ZM117 82V81H116ZM4 83V82H3ZM42 83V82H41ZM64 83V82H63ZM35 84V83H34ZM34 84H32V85H34ZM70 85H71V83H69ZM75 84V83H74ZM37 85V84H36ZM11 87V86H10ZM14 87V86H13ZM74 87V86H73ZM12 88V87H11ZM15 88V87H14ZM13 88V89H14ZM34 88H36V87H34ZM64 88V87H63ZM70 88H72L71 86H70ZM77 88V87H76ZM18 89V88H17ZM21 89V88H20ZM28 89V88H27ZM37 89V88H36ZM36 89H34V90H36ZM131 89V88H130ZM23 90V89H22ZM30 90V89H29ZM14 93V92H13ZM18 93H19V91H18ZM25 93V92H24ZM28 93H30V92H28ZM36 93V92H35ZM16 95V94H15ZM26 95V94H25ZM31 95V94H30ZM42 95H44V94H42ZM47 95V93L45 94V96ZM17 96V95H16ZM122 96V95H121ZM9 97L10 96H8V100H9ZM15 96H13V98H14ZM19 97H21V96H19ZM29 97V96H28ZM34 97V96H33ZM12 98V97H11ZM12 98V99H13ZM7 99V98H6ZM11 99V100H12ZM36 98H34V100H35ZM46 99H49L48 97L46 98ZM122 99H123V97L121 98V102L120 103H122ZM33 100V101H34ZM54 100V99H53ZM15 101H16V99H15ZM64 101V100H63ZM6 102V101H5ZM31 102V101H30ZM51 102V101H50ZM12 103V102H11ZM17 103V102H16ZM20 103V102H19ZM9 104V103H8ZM72 104V103H71ZM13 105V104H12ZM19 105V104H18ZM118 105H119V101H118ZM226 106V105H225ZM60 107H61V105H60ZM6 109V108H5ZM10 109V108H9ZM75 109V108H74ZM17 110V109H16ZM15 110V111H16ZM7 111V110H6ZM14 112V111H13ZM238 112V111H237ZM72 113H74V112H72ZM71 113V114H72ZM105 113V112H104ZM246 113V112H245ZM35 114V113H34ZM91 114V113H90ZM73 115V114H72ZM6 116V115H5ZM11 116V115H10ZM70 116V115H69ZM105 116V115H104ZM18 117V116H17ZM63 117H66V116H63ZM71 117V116H70ZM261 118V117H260ZM18 119V118H17ZM42 119V118H41ZM40 119V120H41ZM15 120V119H14ZM56 121V120H55ZM14 122V121H13ZM41 122H42V120H41ZM8 123V122H7ZM56 123V122H55ZM257 125H258V123H257ZM61 127V126H60ZM63 130V129H62ZM120 142V141H119ZM124 142H125V140H124ZM246 143V142H245ZM152 146V145H151ZM150 146V147H151ZM2 147V146H1ZM150 147H148V148H150ZM5 150H6V148H5ZM146 150V149H145ZM245 150V149H244ZM8 152V151H7ZM252 153V152H251ZM249 155V154H248ZM200 176V175H199ZM205 177V176H204ZM201 178H203V177H201ZM200 177H199V180L201 179ZM202 180V179H201ZM191 181V180H190ZM198 181V180H197ZM195 182V181H194ZM196 183V182H195ZM190 184V183H189ZM194 184V183H193ZM220 188V187H219ZM188 193V192H187ZM186 193V194H187ZM218 193V192H217ZM220 195H222V193L220 194ZM214 196V195H213ZM217 197H219L218 195H216ZM215 196V197H216ZM143 197H144V195H143ZM223 197V196H222ZM220 198V197H219ZM144 200H145V198H144ZM217 200V199H216ZM219 201H220V199H219ZM196 209V208H195ZM166 216V215H165ZM200 218V217H199ZM160 221H161V219H160ZM144 222V221H143ZM194 222V221H193ZM144 224V223H143ZM170 224H171V222H170ZM146 225V224H145ZM193 225V224H192ZM167 226V225H166ZM180 227V226H179ZM190 227V226H189ZM188 228V227H187ZM112 230H113V228H112ZM184 230H187V229H184ZM126 231V230H125ZM129 231V230H128ZM134 232V231H133ZM137 232V231H136ZM140 232V231H139ZM198 235V234H197ZM112 236V235H111ZM196 236V235H195ZM199 236V235H198ZM207 236H208V234H207ZM93 239V238H92ZM90 241H92L91 239H90ZM94 241H96V240H94ZM104 241V240H103ZM112 241H113V239H112ZM97 242H98V240H97ZM104 243H106V241H104ZM103 243V244H104ZM196 243H198V241L196 242ZM209 243V242H208ZM89 244V243H88ZM107 244V243H106ZM105 244V245H106ZM76 245V244H75ZM78 245H80V243L78 244ZM195 245V244H194ZM200 245H202V243L200 244ZM74 246V245H73ZM84 246V245H83ZM86 244H85V247H84V249L86 248ZM90 247V246H89ZM92 247H94V246H92ZM108 248V247H107ZM89 249V248H88ZM90 249H91V247H90ZM94 250V249H93ZM84 252V251H83ZM70 253H72V252H70ZM85 253V252H84ZM198 253V252H197ZM213 253V252H212ZM82 254V253H81ZM211 255V254H210ZM67 256H69V255H67ZM84 257V256H83ZM97 261V260H96ZM192 261H193V259H192ZM112 262V261H111ZM221 262H223V261H221ZM229 263V262H228ZM111 264V263H110ZM224 264V263H223Z\"/></svg>",
  "mask_w": 264,
  "mask_h": 264
}]
</instances>
